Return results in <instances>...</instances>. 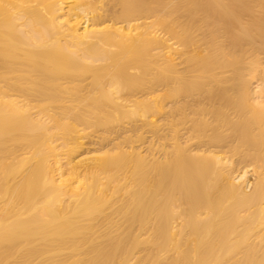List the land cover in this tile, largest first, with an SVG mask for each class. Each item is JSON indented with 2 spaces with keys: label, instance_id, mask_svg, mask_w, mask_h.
<instances>
[{
  "label": "bare ground",
  "instance_id": "1",
  "mask_svg": "<svg viewBox=\"0 0 264 264\" xmlns=\"http://www.w3.org/2000/svg\"><path fill=\"white\" fill-rule=\"evenodd\" d=\"M263 2L0 0V264H264Z\"/></svg>",
  "mask_w": 264,
  "mask_h": 264
},
{
  "label": "rangeland",
  "instance_id": "2",
  "mask_svg": "<svg viewBox=\"0 0 264 264\" xmlns=\"http://www.w3.org/2000/svg\"><path fill=\"white\" fill-rule=\"evenodd\" d=\"M263 7H264V2H263L262 4H259V8H263ZM81 152H82V151L79 150L76 154H74L73 157H78V156L80 155ZM248 178H249L250 180H252L251 173L248 175Z\"/></svg>",
  "mask_w": 264,
  "mask_h": 264
}]
</instances>
